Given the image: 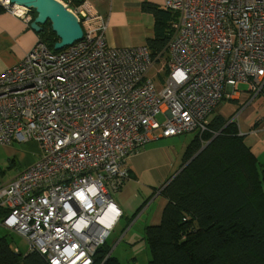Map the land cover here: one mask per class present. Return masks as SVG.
Segmentation results:
<instances>
[{
  "label": "built area",
  "instance_id": "2783aa9c",
  "mask_svg": "<svg viewBox=\"0 0 264 264\" xmlns=\"http://www.w3.org/2000/svg\"><path fill=\"white\" fill-rule=\"evenodd\" d=\"M57 1L82 38L59 52L38 40L0 74V147L39 149L0 186V226L47 264H92L121 220L113 194L129 178L128 158L149 143L209 132L222 101L238 102L227 120L236 125L261 94L264 0H163L176 19L155 56L147 46L110 47L108 25L90 6ZM0 7L32 22L31 9L9 0Z\"/></svg>",
  "mask_w": 264,
  "mask_h": 264
},
{
  "label": "trees",
  "instance_id": "16d2710c",
  "mask_svg": "<svg viewBox=\"0 0 264 264\" xmlns=\"http://www.w3.org/2000/svg\"><path fill=\"white\" fill-rule=\"evenodd\" d=\"M82 1L73 4L79 7ZM142 10L154 17L155 36L148 47L155 56L164 49L176 16L146 3ZM41 29L39 41L54 52L58 39L50 24ZM208 130L193 137L182 170L164 187L167 204L160 224L145 227L149 264H264V167L236 136L235 125L215 116ZM109 253L105 242L92 264H119ZM0 264L47 263L36 253H16L3 237Z\"/></svg>",
  "mask_w": 264,
  "mask_h": 264
},
{
  "label": "crops",
  "instance_id": "0c3cea01",
  "mask_svg": "<svg viewBox=\"0 0 264 264\" xmlns=\"http://www.w3.org/2000/svg\"><path fill=\"white\" fill-rule=\"evenodd\" d=\"M71 1L73 4V0ZM144 3L163 9V0L82 1L83 5L92 8V13L100 15L106 21L108 28L105 36L108 45L119 48L148 47L149 41L154 39V17L151 13L142 10ZM146 20L149 24L144 26L143 21ZM30 24L4 11L0 14V74L17 65L39 40L38 34L31 30ZM245 99L241 97L240 101ZM237 107V101H222L214 110L210 121L215 116L227 121L238 113ZM235 126L237 131L244 135V143L252 155L264 167V96L262 94L255 97L249 106L239 113ZM160 142L149 143L128 158L129 178L124 186L113 194V201L122 213L120 222H126L141 210L137 218L144 219V226L154 227L160 224L162 212L167 204L162 191L181 170L182 157L190 143L184 144L181 158L173 160L159 145ZM6 147L8 146L0 148ZM11 164L13 166L14 162ZM19 173L20 171L16 172L8 181L0 182V186L13 180ZM3 175L4 173L0 171V178ZM5 231L7 230L0 226V239L5 237L6 233H3Z\"/></svg>",
  "mask_w": 264,
  "mask_h": 264
},
{
  "label": "rangeland",
  "instance_id": "374dc122",
  "mask_svg": "<svg viewBox=\"0 0 264 264\" xmlns=\"http://www.w3.org/2000/svg\"><path fill=\"white\" fill-rule=\"evenodd\" d=\"M148 24L147 20L143 21L144 26ZM165 61L166 57L162 59V62ZM239 90L245 91L246 87L242 85ZM156 120L159 123H163L164 117L159 114ZM249 135L251 134L249 133ZM194 136H196L195 133H188L175 138L164 139L159 145L165 149L173 160L180 159L181 149L184 144L191 142ZM38 157L39 149L32 142L0 148V171L4 173L0 178V182L8 181L16 172L32 166ZM13 162L14 165L12 166L11 163ZM140 211H137L126 222H119L106 240V245L110 248V254L118 260L119 264H149L150 253L144 235L146 226L143 224V218H137ZM3 233H6V241L12 250L18 249L22 254L26 253L27 245L22 238L12 232L5 231Z\"/></svg>",
  "mask_w": 264,
  "mask_h": 264
},
{
  "label": "water",
  "instance_id": "95a60500",
  "mask_svg": "<svg viewBox=\"0 0 264 264\" xmlns=\"http://www.w3.org/2000/svg\"><path fill=\"white\" fill-rule=\"evenodd\" d=\"M9 2L34 11L35 18L30 24L33 32L38 34L42 26L50 24L51 31L58 39L53 47L54 52H59L82 38L80 24L57 0H9Z\"/></svg>",
  "mask_w": 264,
  "mask_h": 264
}]
</instances>
